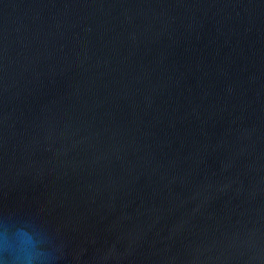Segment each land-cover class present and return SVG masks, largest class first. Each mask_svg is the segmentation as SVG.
I'll return each instance as SVG.
<instances>
[{
  "label": "water",
  "instance_id": "water-1",
  "mask_svg": "<svg viewBox=\"0 0 264 264\" xmlns=\"http://www.w3.org/2000/svg\"><path fill=\"white\" fill-rule=\"evenodd\" d=\"M0 264H264V0H0Z\"/></svg>",
  "mask_w": 264,
  "mask_h": 264
},
{
  "label": "clouds",
  "instance_id": "clouds-1",
  "mask_svg": "<svg viewBox=\"0 0 264 264\" xmlns=\"http://www.w3.org/2000/svg\"><path fill=\"white\" fill-rule=\"evenodd\" d=\"M0 247H5L3 242H0ZM15 264H33V256L30 252H25L23 255H13Z\"/></svg>",
  "mask_w": 264,
  "mask_h": 264
}]
</instances>
